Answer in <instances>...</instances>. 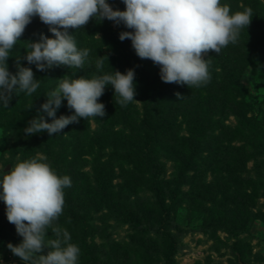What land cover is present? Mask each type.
Wrapping results in <instances>:
<instances>
[{
  "label": "rangeland",
  "instance_id": "rangeland-1",
  "mask_svg": "<svg viewBox=\"0 0 264 264\" xmlns=\"http://www.w3.org/2000/svg\"><path fill=\"white\" fill-rule=\"evenodd\" d=\"M95 35L100 36L99 33ZM208 54L203 58L206 59ZM228 56L229 70L221 67V58L215 66L219 73L224 70V74L232 76L231 70L243 64L248 56L241 58V62L238 56ZM255 57L257 69L241 72L239 78L243 85L237 93L224 91L220 95L216 90L196 91L197 99L201 96L215 99L191 114V123L205 130L213 127L214 120L218 119L219 125L223 123L234 129L236 138L226 140L222 147L224 153L218 159L221 161L219 167L202 171L187 169L182 178L183 171L174 173L173 160L162 159L160 176L163 180L173 179L174 186L179 181L174 197L168 196L165 202L164 212H170L177 222L172 224L171 232L159 233L146 226L143 213L142 218L132 213L127 215V210H133L131 203H127L126 208L119 204L112 210L109 208V194L106 199L101 194L103 188L109 187L108 182L99 187L101 180L111 177L114 185L122 181L118 168L110 173L101 169L109 149L98 154L82 152L77 164L68 162L71 155H60L59 143L47 145L45 136L41 137L43 132L37 133L39 136L26 135L24 129L30 120L17 122L11 116L6 121L0 119V179L3 172H9L16 163L37 156L45 157L58 175L70 177L71 187L64 189L63 214L55 223L70 233L71 242L77 236L76 232L83 229L91 250L88 255L79 256L78 264H96L98 261L106 264H264V54ZM63 77L70 78L61 75L59 79ZM135 100L140 102L135 103L141 108L140 99ZM65 101L57 109L56 116ZM222 102L226 105L225 110H229L225 119L221 118ZM42 112L38 115L47 116ZM181 119L179 116L178 121ZM95 126L96 122L91 120V127ZM186 128L183 123L181 133L186 134ZM145 189L139 192L142 197L149 196L153 201L159 197L160 187ZM239 205L245 206L248 214L237 222L221 219L220 213L215 211H229ZM47 235L55 238L50 229ZM22 239L15 225L8 222L6 205L0 199V264H24L7 247L9 243L18 245Z\"/></svg>",
  "mask_w": 264,
  "mask_h": 264
},
{
  "label": "clouds",
  "instance_id": "clouds-1",
  "mask_svg": "<svg viewBox=\"0 0 264 264\" xmlns=\"http://www.w3.org/2000/svg\"><path fill=\"white\" fill-rule=\"evenodd\" d=\"M123 2L124 11L113 10L106 0H0V105L8 108L13 94L24 92L32 96L40 87L31 68L17 62L14 75L6 63L35 16L49 26L54 37L40 34L39 41L28 44L30 50H26L24 58L39 71L60 65L83 68L90 49H79L68 29L83 28L93 18L97 22L107 19L134 30L121 32L119 39H130L138 57L158 65L163 82L191 89L204 86L211 79L209 60L204 55L209 51L219 54L229 44H236L241 29L249 26L253 16L251 7L233 13L230 5L221 0ZM95 67L98 72L103 70L104 56L95 61ZM134 78V69L90 79L63 77L41 105L51 122L44 116L35 117L28 121L24 132L30 136L46 131L52 136L69 124L78 123L80 118L105 116V105L98 101L107 85L113 87L119 106L138 102L134 99ZM176 96L183 99L180 93ZM64 100L74 114L57 118L56 111ZM0 187L7 220L23 238L18 245H7L15 256L24 264H78L80 248L71 242L70 233L55 223L63 214L64 189L71 187L69 176L58 175L45 157L37 156L3 172ZM49 229L55 238H49Z\"/></svg>",
  "mask_w": 264,
  "mask_h": 264
},
{
  "label": "trees",
  "instance_id": "trees-1",
  "mask_svg": "<svg viewBox=\"0 0 264 264\" xmlns=\"http://www.w3.org/2000/svg\"><path fill=\"white\" fill-rule=\"evenodd\" d=\"M106 2L113 10H126L123 0H106ZM221 3L230 5L233 13L251 7L253 10L251 23L247 28L241 29L236 44H229L219 54L209 51L206 60H209L211 79L206 85L192 89L187 85L163 82L160 78L158 65L149 59L138 57L130 39L126 38L123 41L119 39L121 32L134 30L127 28L123 23L117 25L107 19L97 22L93 18L83 28L68 29L69 34L74 36L79 49H90V55L83 68H69L60 65L39 71L35 64H29L24 58L26 50H30L28 44L39 41L40 34L49 38L54 37L49 31L48 25L44 24L38 16L33 17L20 37V41L10 51L6 63L9 72L14 75L18 71L17 62L22 67L31 68L34 78L40 81V87L32 96H28L24 92L13 94L8 108L0 105V119L6 121L7 117L11 116L17 122H25L38 117V114L43 111L41 105L45 103L46 94L57 86L61 75H68L73 79L79 77L90 79L94 75L110 74L117 70L125 73L128 69H134L136 92L134 99H140L141 108L135 101L125 107L116 104L114 89L111 85H107L104 94L98 101L105 105V116L90 117L87 120L80 118L78 123L69 124L60 133L49 136L44 131L41 137L45 136L47 145L59 143L60 155L64 154L65 157L68 154L71 155L72 159L68 162L75 161V164L82 152L98 154V152L109 149V153H107L109 156L104 160V166L101 169L109 170L110 173L118 168L121 171L122 180L115 185L112 184L111 177L101 180L99 187L108 182L106 185L109 187L103 188L104 191L101 194L104 195V199L109 194L111 200L109 208L112 210L115 204L123 205L126 208V204L131 203L133 210H127L129 212L127 215L132 213L142 218L145 214L146 226L158 230L159 233L171 232L172 224L175 225L177 222L175 216H172L170 212L167 214L164 212L165 202L168 196L174 197L179 181L174 186L173 179L163 180L160 176V173L163 172L162 159L173 160L175 162L174 173L183 171L182 178L186 176L187 169L214 170L221 163L218 159L223 152L222 147L225 146L226 140L232 141V138H236L233 134V127L223 123L219 125L218 119L214 120L213 127L205 130L197 128L193 122L191 123L190 116L200 111L199 107L204 106L205 103H211L215 99L209 100L202 96L197 99L196 91L198 89L208 92L216 90L220 95L224 91L227 94L237 93L238 88L243 85L242 79L239 78L241 72L245 69H257L254 61L255 56L260 53L264 54V0H221ZM97 33L100 36H96ZM98 56H104V67L101 72H98L95 67ZM227 56L230 58L238 56V60L247 56L248 58L236 69L233 68L232 76H230V74L223 73L224 70H229L226 63H230V61L226 59ZM219 58H221V67L224 69L220 73L215 66ZM176 93H180L183 99H178ZM226 97L229 98L228 95ZM234 103L237 104V101ZM222 108L221 118L225 119L229 110H225V104ZM73 114L74 110L69 109L67 101H65L62 111L56 117ZM179 116L182 117L180 121H178ZM44 118L47 122H51L52 118L47 116ZM91 120L96 122L95 128L91 127ZM183 123H186V129H188L186 134L181 133ZM35 135L39 136V134ZM78 183L74 185L77 186ZM159 187V197L153 198L154 201L150 200L149 196L144 198L139 194L146 190L145 188L155 190ZM131 196L134 197L131 198ZM215 211L220 213L221 219L225 218L229 222L245 219L248 214L246 207L241 205L237 208H230L229 211L225 209H216ZM76 233L77 236L74 237L72 243L80 248L79 256H86L91 248L87 245L83 229ZM106 263L98 261L96 264ZM239 263L241 264V262Z\"/></svg>",
  "mask_w": 264,
  "mask_h": 264
}]
</instances>
